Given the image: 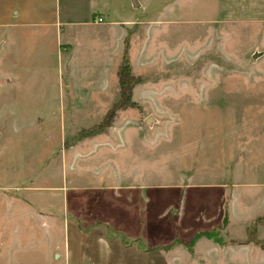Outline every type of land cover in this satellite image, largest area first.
Instances as JSON below:
<instances>
[{
  "label": "rangeland",
  "instance_id": "rangeland-1",
  "mask_svg": "<svg viewBox=\"0 0 264 264\" xmlns=\"http://www.w3.org/2000/svg\"><path fill=\"white\" fill-rule=\"evenodd\" d=\"M136 1L0 0V264H264V0Z\"/></svg>",
  "mask_w": 264,
  "mask_h": 264
},
{
  "label": "trees",
  "instance_id": "trees-1",
  "mask_svg": "<svg viewBox=\"0 0 264 264\" xmlns=\"http://www.w3.org/2000/svg\"><path fill=\"white\" fill-rule=\"evenodd\" d=\"M117 76L119 79V86H120V99H123V102H120V104H129L130 96H131V90L134 85V83H130L127 81L128 78L132 79L133 76L130 75V65L128 63L127 58L124 56L122 59V62L120 64L119 70L117 72ZM119 101L114 104V108H118ZM121 105H119L120 107Z\"/></svg>",
  "mask_w": 264,
  "mask_h": 264
},
{
  "label": "crops",
  "instance_id": "crops-1",
  "mask_svg": "<svg viewBox=\"0 0 264 264\" xmlns=\"http://www.w3.org/2000/svg\"><path fill=\"white\" fill-rule=\"evenodd\" d=\"M14 12H16V9L15 10H13ZM20 12H19V10H18V16H22V14H19ZM96 15H99V14H96ZM98 17H101L102 18V16H92V21H90V22H87L86 20H81L80 22H78L79 23V25H82V26H86L87 24H90V23H94V24H99V23H104V20L102 21V22H98ZM21 18V17H20ZM19 18V19H20ZM24 18V17H23ZM22 18V19H23ZM103 19V18H102ZM18 21H20V20H18ZM16 22V21H14L12 24H19V26L18 27H21L20 25H22L23 24V22L21 23H19V22ZM30 22H28V24H29ZM44 23V22H43ZM49 23V22H48ZM114 23H117V22H115L114 21ZM51 24H54L55 26H56V28L58 27V29H60V26L62 25V24H66V23H63L62 21H60V19L59 18H56V20H55V22H53V23H51ZM58 29H56V30H58ZM60 44H61V42H60ZM66 44H68V46L66 47V50L65 51H68L69 49H70V43H66ZM2 45H4V41H2L1 43H0V47L2 48L3 46ZM59 48H60V45H59ZM61 50V49H60ZM140 256V255H139ZM141 258V257H140ZM139 258V259H140Z\"/></svg>",
  "mask_w": 264,
  "mask_h": 264
},
{
  "label": "water",
  "instance_id": "water-1",
  "mask_svg": "<svg viewBox=\"0 0 264 264\" xmlns=\"http://www.w3.org/2000/svg\"><path fill=\"white\" fill-rule=\"evenodd\" d=\"M133 6H134V7H137V6H138V2H137L136 0H133ZM254 56L256 57V54H254ZM146 122H147V123H150V122H151V117H150V116H148V117L146 118Z\"/></svg>",
  "mask_w": 264,
  "mask_h": 264
},
{
  "label": "built area",
  "instance_id": "built-area-1",
  "mask_svg": "<svg viewBox=\"0 0 264 264\" xmlns=\"http://www.w3.org/2000/svg\"><path fill=\"white\" fill-rule=\"evenodd\" d=\"M98 22H102L103 21V19L101 18V17H98Z\"/></svg>",
  "mask_w": 264,
  "mask_h": 264
}]
</instances>
